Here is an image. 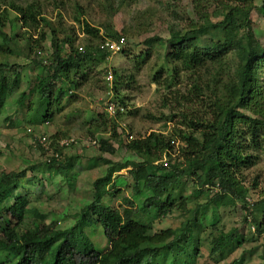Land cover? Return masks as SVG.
Listing matches in <instances>:
<instances>
[{"label":"trees","instance_id":"1","mask_svg":"<svg viewBox=\"0 0 264 264\" xmlns=\"http://www.w3.org/2000/svg\"><path fill=\"white\" fill-rule=\"evenodd\" d=\"M191 1L195 20L185 28L172 22L168 26L170 37L167 40L159 37L147 40L148 43H166L168 67H161L152 76L154 83L171 88L179 83L181 72L192 78L188 94L183 98L175 97L177 108L165 98L164 104L173 109L167 119L176 126L168 134L153 131L145 136L139 133L125 142L126 136L134 135H127V128L118 124L119 117L125 113L124 107L121 110L120 106L113 117L92 118V136L107 132L110 136L94 138L91 146L99 144L102 153L125 151L134 158L117 166L113 160L98 158L110 166L105 175L94 180L93 198L82 206L75 224L67 228H59L56 221L46 222L47 214L32 206L30 191L17 192L21 179L27 177L29 171L32 174L27 182L36 187L41 184L42 176L51 171L62 175L70 184L71 168L61 160L60 150L68 146H61V134L51 136L52 140L49 137L47 146L35 138L37 147L44 154L48 153L44 161L20 172L0 173V264H195L206 239L219 262L226 253L242 247L246 241L239 226L229 231L219 226L220 210L238 203L245 210L244 222L250 218L257 233H264V198L251 202L248 199L250 188L243 184L241 177L245 170L264 159V42L256 36L251 20L258 5L253 0ZM119 2L117 8L128 0ZM41 4L38 0L25 5L0 0V36L4 40L9 42L21 35L8 36L2 30L5 24L1 13L9 9L17 13L16 20L23 28L46 27L31 50L51 38V58L42 60L37 52L32 60L44 73L37 77L32 88L39 96V117L29 120L31 124L50 121L56 113L62 112L66 107L65 98H72L73 91L83 83L80 79L88 78L84 72L90 71L99 57L111 54L101 50V43H93V40L82 50L75 48L69 36L61 40L58 30L42 14ZM260 9L264 13V0ZM77 21L85 34L98 37V28L79 17ZM107 30L110 39L120 38L113 29L107 27ZM7 47L0 45V56L5 58L0 62V113L23 81L21 66L9 64L3 54H11ZM126 51L123 48L118 53L126 55ZM150 55V51L139 55L138 69ZM114 73L118 78L113 90L118 94L123 82L117 72ZM164 73L168 76L164 77ZM133 80L134 76H130L124 83ZM27 97L25 91L21 92L17 103L32 109V102L26 104ZM120 99V104L124 105L125 100ZM189 105L200 108L182 110ZM162 156L168 158L167 166L162 160L158 163ZM125 168H129L134 183L133 196L124 197L125 204L119 208L106 204V197L114 195L109 188L114 174ZM187 182L192 183V197L183 194ZM204 191L207 201L199 203L200 193ZM11 195L13 201L6 204ZM192 198H195V206L185 210L192 215L179 227L155 230L156 221L167 217L174 208L184 209ZM209 205L213 210L207 217L205 209ZM30 216L40 220L34 230L24 228ZM96 226L102 228L108 242L105 250L97 249L86 233L87 228ZM238 263L237 260L232 262Z\"/></svg>","mask_w":264,"mask_h":264},{"label":"rangeland","instance_id":"2","mask_svg":"<svg viewBox=\"0 0 264 264\" xmlns=\"http://www.w3.org/2000/svg\"><path fill=\"white\" fill-rule=\"evenodd\" d=\"M14 1L25 5L32 0ZM38 1L42 3V14L58 30L59 38L62 40L69 36L75 48L79 50L81 47H86L90 40L97 44L103 39V41L110 39L107 35V27L126 39L124 47L127 50L126 55L116 53L99 57L93 63L92 69L84 72L88 78L80 79L83 83L79 89L73 91L72 98H65L66 107L62 112L56 113L50 121L31 124L29 120H36L39 117L37 112L39 96L33 93L32 88L37 77L44 73L43 68L35 65L32 60L37 52L42 60L51 58L53 52L51 38L48 37L41 47L31 50L32 45L36 43L35 40L40 38L41 32L46 31V27L26 29L21 27V23L16 20L17 13L13 10L3 9L4 12L1 13L5 24L2 27L3 32L8 36L14 33L21 34L20 37L9 42L0 36V45L11 49V54L7 52L3 54L7 56L9 64L21 66L23 81L20 88L8 98L6 108L0 113V173L20 172L43 162L48 153L44 154L34 141L42 134L50 139L55 134H61L59 139H74V144L60 149L61 160L71 168L70 184L62 175L51 171L50 174L42 176L41 184L36 187L27 182L32 174L29 171L27 177L21 179L17 190L21 193H25L26 190L30 191L32 206H36L41 212L47 214L46 222L56 221L59 228H67L75 224L82 206L93 198L94 180L105 175L110 166L98 158L113 160L114 166L134 158L125 151H118L115 154L102 153L99 144L91 146L94 138L110 136L109 132L95 136L91 134V131H94L91 125L92 118H100L99 116L102 115L106 118L114 116L106 110L108 100L114 101L117 108L124 107L125 113L119 117L118 124L126 127L127 135L131 133L134 138L139 133L146 136L153 131L168 134L176 126L174 121L167 119L173 110H170V105L172 104L175 108L178 105L175 97L178 95L183 98L188 94L192 78L188 73L181 72L179 83L171 88L154 83L152 76L161 67H168L166 43L163 41L148 43L147 40L155 37L167 40L170 37L168 26L172 22L185 28L196 19V14L191 0H128L119 8L117 7L120 0ZM253 1L258 6L251 14L252 26L258 39L264 42V13L260 9L261 0ZM78 17L92 27L98 28L100 30L98 37L85 34L82 24L77 21ZM147 51H150L151 55L138 69L137 59L140 54L144 55ZM4 60L5 58L0 56V62ZM108 71L113 72L112 82L107 80ZM114 71L123 82L121 86L119 85L118 94L113 90L114 82L118 78ZM130 76H134V80L125 84L124 81L130 80ZM165 76L168 74L164 73ZM23 91L29 97H27L26 104L32 102L30 104L32 109L17 103V98ZM120 98L125 100L124 105L120 104ZM165 98H168L170 105L164 104ZM186 106L182 110L200 108L199 105ZM128 140L131 139L126 136L125 142ZM69 157L72 159L68 160ZM164 159L165 156H162L158 163ZM135 160L139 159L136 157ZM128 169L125 168L114 174V181L109 186L114 195L106 197V204L119 208L121 204H125L124 197L133 196L134 183ZM241 177H243V184L250 188L248 199L251 202L264 198V159L256 166L245 170ZM256 182L257 185H254ZM191 185V182L186 183L184 196L192 197ZM41 188H44L42 192H40ZM13 197L9 196L6 204H10ZM207 198L204 191L200 193L198 202L204 203ZM194 206L195 198H192L191 201L186 202L184 209L174 208V211L167 217L155 222V230L179 227L183 220L192 215L191 211L185 210ZM212 210V205L206 207L207 217L211 216ZM201 211L203 210L200 209ZM220 213L222 215L220 228L229 231L239 226L243 230L246 241L242 247L226 253L224 259L218 262V257L211 253L209 239H206L200 247L201 255L195 264H232L235 260L237 263L243 261V264H264V233H257L250 218L244 222L245 210L240 203L234 207L222 208ZM37 223H40V220L30 216L24 228L34 230ZM86 233L97 249L105 250L108 247L101 227H89ZM0 256L2 257V254Z\"/></svg>","mask_w":264,"mask_h":264},{"label":"built area","instance_id":"3","mask_svg":"<svg viewBox=\"0 0 264 264\" xmlns=\"http://www.w3.org/2000/svg\"><path fill=\"white\" fill-rule=\"evenodd\" d=\"M125 45H126V39L124 37H120L119 39H116V40L107 39L101 42L100 49L110 52L111 54H116L120 52L125 47ZM80 49L82 50L83 48L81 47ZM113 77L114 75L112 71H108L107 80L109 82H112L114 79ZM120 109L123 110V107H120ZM106 110L109 112L110 115H115L118 110L117 104L111 100H108V102L106 103ZM129 138L134 139L132 135H130ZM37 139L44 146H47L49 144V137L45 134H42L41 136L37 137ZM74 141H75L74 139L63 140L61 142V146H64V147L69 146ZM163 163L165 166L169 164V160L166 156H165V159L163 160Z\"/></svg>","mask_w":264,"mask_h":264}]
</instances>
